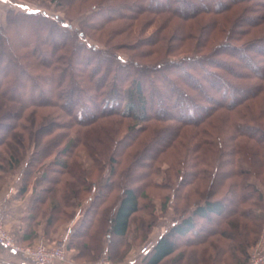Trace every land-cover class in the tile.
Instances as JSON below:
<instances>
[{
    "label": "trees",
    "instance_id": "1",
    "mask_svg": "<svg viewBox=\"0 0 264 264\" xmlns=\"http://www.w3.org/2000/svg\"><path fill=\"white\" fill-rule=\"evenodd\" d=\"M206 1H184L196 9L193 13H214L208 22L193 26L186 23L195 14L180 9L178 0L105 5L100 22L92 14L81 21L87 28H103L111 20H123L111 28L104 46L91 42L84 27L64 26L37 8H9L8 19L0 21V96L20 106L15 124L0 123L9 129L0 135V177L22 163L33 143L21 172V190L28 189L31 174L41 173L35 176L41 190L33 218H45L49 225L71 221L82 205L80 195L88 193L83 222L67 244V252L76 249L75 259L82 264L105 254L115 263L124 259L128 248L122 250V238L130 233L137 211L147 207L141 200L154 201L143 186L169 187L168 176L165 182L150 176L171 146L175 168L167 173L177 180L161 197V208L168 211L174 201L175 218L146 248L140 264H161L167 258L170 264L248 262L250 246L264 224V0ZM142 12L152 13L150 21L159 25L150 37L141 36L145 26L134 35ZM176 16L183 18L179 25L172 24ZM120 33L126 39L113 42ZM122 48L130 52L128 57H121ZM154 52L156 57L145 60ZM16 71L30 82L20 81ZM40 87L48 93L27 97ZM19 90L27 100L9 93ZM1 102L4 118L12 110L3 109ZM30 104L35 109L57 106L69 115L64 125L72 126L75 134L62 149H56L57 139L36 148L50 118L43 115L40 126L33 127L36 116L22 112ZM144 132L148 135L143 137ZM162 134L170 140L161 145ZM137 141L138 150L130 152ZM79 146L103 168L94 173L83 167ZM127 154L129 164L122 166ZM135 165L145 168L138 171ZM49 171L58 176L51 177ZM137 180L147 182L139 185ZM44 182L52 188H42ZM113 187L121 194L106 204ZM146 211L151 218L155 204ZM215 216L221 218L213 227Z\"/></svg>",
    "mask_w": 264,
    "mask_h": 264
},
{
    "label": "rangeland",
    "instance_id": "2",
    "mask_svg": "<svg viewBox=\"0 0 264 264\" xmlns=\"http://www.w3.org/2000/svg\"><path fill=\"white\" fill-rule=\"evenodd\" d=\"M44 1H42V0H0V21L5 22L6 19H8L7 18V11L9 8L34 9V10L37 8L39 10H45L46 12H48L50 17H53L54 19L61 21L64 26L72 25L74 28L80 29L81 27H84L81 25V21H84V19L87 16H89L90 14L96 16L97 22H100L104 18V16L100 12V10L103 9V6L110 5V4H117V3H121V2L125 3L127 0H86V1L81 0L83 2L82 4H81V1L78 4L75 3L76 0H65L61 3H56L57 1L51 2V0L50 1L44 0ZM178 1H181V4L178 5V6H180L179 7L180 9H181V7L182 8L185 7L186 12L188 14H192V15L195 14V16H193L191 19H189L186 24H190L193 26V23L197 24L200 22H202V23L208 22L214 16L213 12L193 13L194 10H196V9L190 3L188 4L189 5L188 6V5L184 4L185 0H178ZM207 2L211 3L208 0L205 3H207ZM216 3H217V0H214L213 4L216 5ZM181 16H183V15H181ZM186 16H189V15H186ZM152 17H153L152 13L142 12L138 21L136 22L137 24L135 25V28H134V30H135L134 35L137 36L139 34V32L141 31V28H143L145 26V29L142 32L141 36L143 35L145 37H150L153 34V31L157 28V26H159L157 22L150 21ZM182 19L183 18L176 16V17H174L172 24L179 25V23H182ZM92 21H94V20L92 19ZM122 22H123V20L121 21V19H118V20L116 19V21L111 20V22H109L103 28H87V26H85L84 30L88 33L90 41L92 40L91 42H96L97 45L100 44L101 46H104L105 42L108 38V35L110 34L111 28H114L116 25H119ZM114 37L115 38L112 39L113 42H117V41L122 42V41H124V39H126L125 38L126 33H123V34L120 33ZM134 37L133 38L131 37V38L135 39ZM248 38H250V37L247 35V36L242 38V41L247 40ZM128 40H131V39H128ZM22 48L19 47V50H18V52H20L21 54L24 53L23 51L26 50L24 47H22ZM118 51H120L119 53H120L121 57H125V56L128 57L129 56L128 54H130V52L124 48H122L121 50H118ZM156 55H158V54L154 52L151 55L147 56L145 58V60H151L152 58L156 57ZM21 57H24V55H22ZM15 74H16V77L18 76L20 78V81H23V80L28 81L29 76H24V75L20 74V72L18 73L17 71L15 72ZM0 76H1V73H0ZM29 82L30 81H28V83ZM9 93H10V95L11 94L14 95V97L27 100V97H30L32 99L33 98L36 99V97L38 98L42 94L46 95L48 92H47V90L43 92L42 88L40 87L38 90L35 91L34 96L27 95V97H26L25 95L22 94V92L20 90L17 92L10 91ZM0 99L2 100L1 103L4 104L3 109L11 107V110H12V112H10L8 114V116H5L4 118H0V123L3 120L2 121L3 123L9 122V123L15 124V120H16L15 116L19 114L18 112H19L20 106L18 105V103L11 101V99H9L8 101L7 100L5 101L1 98V96H0ZM31 111H32V114L34 116H36V118H37V125L33 126L35 128L40 126L39 121L43 115L48 114L49 118H50V119H48V122L43 123L44 126L46 125L45 127L48 130V131H46L47 133L46 134L45 133L38 134V138L41 140V145L40 144H39L40 146L37 145V147H36L37 149H39L38 147H42V143L48 142L49 140L53 141V140L57 139V140H60V143L58 145L59 147L56 149L60 150L64 147L65 141H67L71 136H74L75 130L71 129L73 127L72 126L70 127L68 124L66 126L64 125V123L69 122L68 121V120H70L69 117H66L69 115L64 114L63 111L60 108H58L57 106L45 105V106H41V107H36V109H35L31 105L22 112H25L24 114L26 115V114H29ZM61 114H64V115H61ZM56 124H59V125L56 126ZM7 127L8 126H6L5 124H0V135H5L6 132H9V129ZM122 129L124 131L126 130L125 127H123ZM189 129H192V128H189ZM66 132H68V134L65 135ZM146 135H148V132L142 133L143 137ZM160 136H161V139H160L159 144H161V145L164 143L163 141L168 142L170 140L169 138L165 137L166 135L162 134V135H159L158 137H160ZM182 137L185 138V136H182ZM175 140H176V138H175ZM139 143H140V141H137L136 143L134 142L133 143L134 145L131 146L130 152L138 150L139 145H140ZM28 147L29 148L26 149V156L23 158L22 163L16 169L4 172L2 177H0L1 179L4 178L5 176H7L6 174H9V173L14 172V171L22 172V170L25 169L26 164L29 161L30 155L32 154V152L34 150L33 143H32V146L29 145ZM79 147H78V149L80 151H79V153H77V154H79L78 161L81 162V164H83L82 165L83 167L87 166L89 172L93 171L95 173L96 169H98V166H99V168L102 167L101 166L102 162L100 161V163L99 162L94 163L93 159L86 152L87 150L81 149L82 146H79ZM128 150L129 149L126 148L125 152L127 153ZM55 153H56V151H55ZM108 154L109 153H106L105 156H107ZM180 155H182V154L180 153L178 155L179 158H180ZM175 156H176V154H175L174 148L172 146L169 147V149L167 151H165L164 153H162L160 158H159V160H160L159 163H162L161 167L157 168L156 169L157 171L155 170L152 173V175L150 176L151 179L156 178L155 180H157V182L158 181L165 182L166 181L165 179H167V176H168L167 181L169 182L168 183L169 187L166 188V186H165L162 188H155L152 186V184H148L147 186H143L145 188V193L149 196H152L154 203L151 201H148V199H146V197H144L145 195L143 196L145 199H142L141 201H142V203H145L147 207L143 208L142 210L137 211V213L134 215L133 220H132L134 224H132V228H131L130 233L127 235V238L126 237L122 238V240H123L122 244L124 243L123 244L124 246L123 245H122L123 247L121 246L122 250L125 248H128V250L125 254L124 259L121 260L119 263L125 262V260L128 258H134L137 261V263L140 264V262L143 258V255H144V251H145V250H142L143 247L147 246L148 248H150L152 246L154 240H156L162 233H164L165 231H167L170 228V226H171V224L175 218L174 201H170L168 211L163 212V210L161 208V197H163L164 194L170 193L169 191L172 189L171 187L173 186V185L171 186L170 184L177 180V179H175V181H174V178L169 179V174L167 173L168 172L167 169H170V168L174 169L175 168V166H174ZM75 159H77V158H75ZM128 159H129V154H127L125 156L121 165L127 166L129 164ZM146 162H148V161H146ZM134 168L138 171H143V169L145 167L142 168L141 166L135 165ZM104 172H106V173L104 174L103 170L98 171L99 176L102 173L104 175L101 178V180L102 179L104 180L107 177L108 169H106ZM49 173H50L49 175L51 177L55 178V176L56 177L58 176V172L49 171ZM40 174H41L40 171H35L33 174H31V175H33V177H31V175L28 177V179H27V180H29L28 188H31L32 186H34V187L38 186L39 192H40L41 186L38 185L39 182L35 181V176H36V178H38V177H40ZM99 176H98V178H99ZM94 178H97V176H95V177L93 176V179ZM150 180H149V182L151 183L152 181H150ZM146 182L147 181L143 182L141 180L140 181L137 180V184H139V185L144 184ZM173 184H175V183H173ZM41 185H42V188L44 187L47 190L51 189L53 186L52 183H48V182H46V183L44 182ZM262 189L264 190V186H262ZM140 191H141V189H140ZM108 194L109 195H108L107 199H109V201H107L106 204H109L112 201V199L115 198V196L121 194V190L116 188V187H113V188L109 189ZM87 196H88L87 192H84L82 195H80V201H82L81 202L82 205L78 206L76 209L83 206L84 201L88 200V199H86ZM148 204H151V206H149ZM152 204H155V211L151 215L152 217L149 218L150 221H148L149 219L147 218V216L149 213L146 211V209L152 208ZM215 218H216L215 223H213V224L210 223L212 226L214 225L213 227H215V224L218 225L217 222L219 221V218H221V216H215ZM64 222H66V221L58 222V224H56V225L54 224V226L61 227L64 224ZM5 227H6V225H5ZM139 233H141L140 235L142 238H138ZM144 235H146V239L143 238ZM263 236H264V224L262 226V230L260 232V235H259L257 241L250 246L249 259H248L247 264H250V262H251L250 254L252 251V247L256 246L257 244H260V241L262 239H264ZM62 239H63L62 237H60L54 241H47L44 239V242H48V244H53V243L60 241ZM42 240L43 239H40V240H37L33 243H27L26 244V243L20 242L17 239L18 242H20L21 244H23L25 246H27V245L37 246L38 244H40L42 242ZM67 254H68V252H67ZM175 254H177V253H175ZM67 257L69 258L68 255H67ZM68 258L66 260H68ZM167 259L168 260H165L161 264H170L169 263L170 258H167ZM66 260H64V261H66ZM96 261H102L105 263H115L111 260L110 257H108L107 254L103 255L101 258H99ZM185 263H187V261Z\"/></svg>",
    "mask_w": 264,
    "mask_h": 264
},
{
    "label": "crops",
    "instance_id": "3",
    "mask_svg": "<svg viewBox=\"0 0 264 264\" xmlns=\"http://www.w3.org/2000/svg\"><path fill=\"white\" fill-rule=\"evenodd\" d=\"M4 178H0V204L3 205L5 214V225L13 232L16 239L29 243L45 239L54 241L60 237L67 239V244L71 239L74 230L80 226L85 211L84 202L82 207L77 209L76 218L71 221H66L59 226L49 225L46 219L33 218L34 210L37 208L36 198L39 193V188L32 186L27 190H21L23 184V176L21 172L14 171L6 174ZM87 206V205H86ZM18 239V240H19ZM76 249L68 250V260L57 261L53 264H82L75 259ZM22 254L15 251L11 246H7L0 242V264H20ZM83 264H116L105 263L102 261L85 262ZM117 264H138L134 258H128L125 262Z\"/></svg>",
    "mask_w": 264,
    "mask_h": 264
},
{
    "label": "built area",
    "instance_id": "4",
    "mask_svg": "<svg viewBox=\"0 0 264 264\" xmlns=\"http://www.w3.org/2000/svg\"><path fill=\"white\" fill-rule=\"evenodd\" d=\"M5 214L3 205L0 204V242L11 246L15 251L22 254L20 264H53L57 261H64L67 257V239L63 238L53 244L42 242L37 246L23 245L17 241L13 232L5 227ZM264 237V236H263ZM144 246L142 250H146ZM250 264H264V239L260 244L252 247Z\"/></svg>",
    "mask_w": 264,
    "mask_h": 264
}]
</instances>
